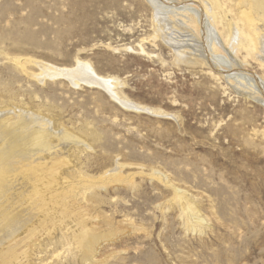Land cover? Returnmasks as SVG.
<instances>
[{"label":"rangeland","instance_id":"rangeland-1","mask_svg":"<svg viewBox=\"0 0 264 264\" xmlns=\"http://www.w3.org/2000/svg\"><path fill=\"white\" fill-rule=\"evenodd\" d=\"M161 1L159 34L149 0H0V112L33 113L86 144L69 145L60 191L77 173L96 184L75 190L64 215L47 208L45 225L32 197L35 227L17 237L16 262L264 264V65L226 41L248 6L215 0L212 24L201 0ZM76 58L138 109L97 87L28 76L37 63L74 69ZM116 165L120 180L107 176ZM80 225L97 237L83 263Z\"/></svg>","mask_w":264,"mask_h":264},{"label":"bare ground","instance_id":"bare-ground-1","mask_svg":"<svg viewBox=\"0 0 264 264\" xmlns=\"http://www.w3.org/2000/svg\"><path fill=\"white\" fill-rule=\"evenodd\" d=\"M242 1L248 6V11L243 16L246 21L245 28L238 29L235 24L230 22L227 28L226 41L232 49L247 50V56L258 60L260 65H264V35L261 34V28L256 25V21H262L263 19L261 24H263L264 29V0ZM200 2L209 6L204 7V12L210 22L214 24L215 8L213 7L215 6V0H201ZM149 3L155 11L156 20L159 23L156 32L160 34L165 30L164 26H167V22L163 19L167 14V4H163L161 0H149ZM169 39L168 42H171L172 38ZM213 49L215 52L217 51L214 46ZM16 64L22 72L27 74L20 61H16ZM37 65L40 68L38 75L28 73V76L37 79L38 82L62 77L74 87L85 85L86 87H97L103 90L127 110L138 109L127 99L125 100L117 94L115 90L118 81L116 79L100 76L88 62L76 58L74 69H59L38 63ZM260 92L264 101V88ZM10 113L11 111L8 110L0 112V264H22L15 261L14 258L17 257L14 254L19 252L23 243V238L17 237L24 234V229L34 226L36 216H33V212L31 213L35 209L30 202L31 198H34V202L37 199L36 208L38 207L39 210L46 207V215L43 216L44 221L40 223V225H45L46 221L52 217L50 209L47 208L57 209L64 215L66 209L64 201L71 197L75 190L85 193L93 190L96 184L91 183L92 181L84 175L77 173L74 175L77 178L76 181L67 184L65 189L60 191L58 188L59 182L57 181L62 180L63 185L67 183V180H63L62 170L70 163L69 145L77 149V146L83 147L86 144L64 130L60 132L52 130L51 127L46 126L47 124L42 118L33 113L23 112V115H11ZM120 168V165H116L114 172H108L107 176L114 180L122 179L120 171H118ZM78 176H80V180H78ZM175 193L177 194L178 191ZM48 195L49 197L61 195V197L60 200L49 198L46 202L45 196ZM178 197L183 202V198L179 193ZM181 207L186 214L192 211L191 205L187 201L182 203ZM191 215L193 214L189 216L191 217ZM80 229L74 238L80 244L82 252L80 260L83 263L89 261L93 256V246L97 237L85 233L82 225H80ZM16 241L19 242L16 243ZM5 242L6 245L2 248L1 246ZM13 242L15 243L14 246H12ZM23 252V249H21L22 254Z\"/></svg>","mask_w":264,"mask_h":264}]
</instances>
